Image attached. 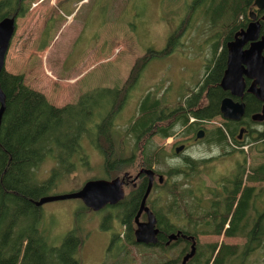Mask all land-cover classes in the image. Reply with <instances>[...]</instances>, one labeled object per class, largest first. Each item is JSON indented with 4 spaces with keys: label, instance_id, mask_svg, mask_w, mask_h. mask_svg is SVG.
<instances>
[{
    "label": "trees",
    "instance_id": "trees-1",
    "mask_svg": "<svg viewBox=\"0 0 264 264\" xmlns=\"http://www.w3.org/2000/svg\"><path fill=\"white\" fill-rule=\"evenodd\" d=\"M205 1L200 0L191 6L190 16L181 23V31L171 36L165 50H148L144 57L136 61L121 91L96 89L80 97L76 104L58 108L42 93L30 89L23 75L15 77L9 86L2 85L7 100L0 128V264H82L79 254L84 240L79 226L80 217L92 210L81 202L75 228L60 246H54L44 225L43 207L36 206L34 202L47 197L56 183L75 174L80 165L91 168L89 155L82 147L84 140L102 155L107 179L123 178L124 173L134 168L137 174L142 169H152L154 164L161 163L162 152L152 144L154 135L168 138L180 129L184 130L183 136L197 134L203 124L221 117V102L229 96L219 86L227 67L226 45L233 40L236 32L249 25L254 0H212L215 7L204 10ZM7 2L10 17L24 16L28 11L26 0ZM200 8L204 13L200 17L206 21L212 35L217 33L221 23L226 24L223 27L226 34L223 40L219 37L213 44L205 76L196 85L201 87L200 90L197 91L196 87L191 95L185 96L187 100L184 102L182 96L179 106L185 105L184 115L172 114L166 96L158 98L152 93L147 94L139 104L135 120L121 133L116 120L141 79V74L153 59L175 52L186 26L189 23L192 25L193 13ZM219 48L221 51L218 53ZM19 63L17 56L10 55L7 68L11 70ZM118 97H121L120 101ZM246 103L247 116L258 112L261 106L251 95L246 97ZM191 119L194 121L191 122ZM240 124L223 122L222 126L208 132L206 139L211 138L213 144L224 151L230 146V139L237 145H248V142L238 139ZM130 142H134V145L129 153L126 144ZM257 142L262 147L261 152H264V132L258 134ZM48 161L52 162L54 168L43 180L40 169ZM199 162L202 161L186 158L181 166L171 168L168 173L155 169L157 174L164 177L166 174L169 178L183 176L185 182L183 185L175 181V187L168 189V178L165 177L162 188L169 190V196L165 212L156 210L159 224L167 228L165 232L186 234L196 241L198 236L211 235L244 238L246 243L241 246L210 245V258L204 264H249V258L264 249V212L258 213L255 218L250 214V203L258 197L255 185L264 184V163L253 167L249 173L240 167L234 181L223 180L215 188L206 189L202 183L195 188L191 186L192 182H198L202 177V173L196 169ZM138 195L135 193L133 196ZM127 208L133 213L135 210L131 202L126 204L122 224L133 232L135 214L127 213ZM109 217L107 214L106 221L110 220ZM118 238L117 234L113 236L109 249L113 259L116 258L113 248L119 245L121 251L124 240L116 241ZM126 238L130 244H136L135 238L128 233ZM159 246H164L163 237L157 246L148 248H161ZM184 253V256L190 253L189 246ZM198 254L197 244V252L187 264H195ZM182 261L183 258L166 264H181Z\"/></svg>",
    "mask_w": 264,
    "mask_h": 264
},
{
    "label": "rangeland",
    "instance_id": "rangeland-1",
    "mask_svg": "<svg viewBox=\"0 0 264 264\" xmlns=\"http://www.w3.org/2000/svg\"><path fill=\"white\" fill-rule=\"evenodd\" d=\"M211 1H205L204 10L215 7V2L211 4ZM198 2L200 0H26L28 11L17 18V31L7 57L8 61L10 55H15L20 63L9 70L6 61L1 83L9 86L15 77L23 75L30 89L42 93L58 108L76 104L80 97L96 89L121 88L127 84L136 61L148 50L161 52L166 49L171 36L181 31V23L190 16L191 6ZM0 8V17H3L5 12ZM195 13L193 21L190 18L192 25L186 26L175 52L153 59L141 74L116 120L121 133L135 120L139 104L148 93H154L158 98H170L173 115H184L185 105L179 106L182 99L191 95L201 83L207 61L212 57L213 44L219 37L223 40L226 34L223 28L226 24L221 23L217 33L212 35L206 21L200 17L204 16L202 9ZM220 51L221 48L217 52ZM223 122L226 120L218 117L203 124L200 129H205L207 134L202 140H198L196 134L183 136L184 130L181 129L168 138L154 135L152 144L162 152L161 163L156 164L155 169L168 173L171 168L181 166L187 157L198 159L202 162L196 169L202 177L191 186L195 188L202 183L214 187L220 181L233 178L240 167L249 173L253 167L264 163V152L257 142L258 134L264 132V123H255L250 118L246 120L247 132L240 141L248 142V145H237L230 139V146L224 151L213 144L211 138L206 139L208 132L222 126ZM242 128L239 126V130ZM182 142L189 147L181 158L175 156L174 147H180ZM88 144L84 140L82 147L89 155L91 168L80 165L75 174L56 183L48 196L81 189L86 181L95 177L107 179L102 155ZM126 145L130 153L134 142ZM51 163L46 162L40 169L43 180L54 168ZM134 169L127 173L134 177ZM166 178L168 189L175 187V181L185 184L183 176ZM255 186L258 197L255 209L250 212L253 218L264 212V184ZM168 191L167 188H158L154 192L155 210L165 212ZM81 206V200L77 199L43 206L44 225L54 246H60L75 228L76 214ZM103 211H90L80 217V231L85 241L79 254L82 264H166L182 259L188 249L186 241L167 249L130 244L126 235L135 238L134 220L133 232H130L122 224L124 215L120 209ZM107 214H112L111 220L106 221ZM116 234L119 237L116 241L124 240L121 251L119 245L113 248L116 255L113 259L109 249ZM197 239L200 254L195 264H204L210 258V245L241 246L246 243L244 238L223 235L198 236ZM249 264H264V249L253 254Z\"/></svg>",
    "mask_w": 264,
    "mask_h": 264
},
{
    "label": "water",
    "instance_id": "water-1",
    "mask_svg": "<svg viewBox=\"0 0 264 264\" xmlns=\"http://www.w3.org/2000/svg\"><path fill=\"white\" fill-rule=\"evenodd\" d=\"M254 5L264 8V0H255ZM252 20L246 29L236 32L233 40L226 45L227 67L219 83L220 88L229 93L221 102V117L226 121L241 122L247 115L246 95L255 97L262 103V110L253 113L251 119L255 123H264V36L260 39L261 24L256 21L253 12L250 13ZM16 33V17H4L0 19V128L6 111L7 96L3 91L1 76L6 68V61L11 42ZM246 81H250L248 85ZM245 129H241L238 139L241 140ZM206 135L205 129H200L196 138L202 140ZM181 145L176 149V154L184 151ZM145 175L149 179L147 191L142 200L139 213L134 218L136 229L134 232L136 243L145 246H156L159 243L160 233L157 226L156 215L147 207V199L151 194L155 172L153 169H142L136 179ZM128 174H126V177ZM135 179V180H136ZM159 181L164 182V176H159ZM124 180L115 178L111 181L105 179L89 180L76 192L63 195L47 196L34 202L38 207L52 202L66 200H81L92 211L98 212L108 205H115L124 200ZM147 214V221L142 222L141 215ZM179 238L193 241L191 251L183 257L181 264H187L197 252V241L194 237L185 234H172L168 245L176 242Z\"/></svg>",
    "mask_w": 264,
    "mask_h": 264
},
{
    "label": "flooded vegetation",
    "instance_id": "flooded-vegetation-1",
    "mask_svg": "<svg viewBox=\"0 0 264 264\" xmlns=\"http://www.w3.org/2000/svg\"><path fill=\"white\" fill-rule=\"evenodd\" d=\"M254 2H255V0H254ZM254 2H253V8L250 10V13L251 12H253L254 14H255V16H256V21L257 22H260V24H261V31H260V39L264 36V8L263 9H260V8H258L257 6H255L254 5ZM26 3V2H25ZM0 7H2V9H3V11L5 12V14H4V16H3V18L4 17H10L9 16V13H10V9H9V7H8V2H7V0H1L0 1ZM0 11H1V8H0ZM250 13H249V15H250ZM21 16H20V14L19 15H17L16 16V31H17V18H20ZM11 18H13V17H11ZM2 19V18H1ZM249 20H250V22L252 21L251 19H250V16H249ZM249 22V23H250ZM248 27V26H247ZM15 37V36H14ZM11 44H12V42H11ZM11 49H12V46H10V49H9V53H10V51H11ZM8 53V54H9ZM247 82V81H246ZM247 84H248V82H247ZM249 84H250V81H249ZM248 84V85H249ZM125 87V85L123 86V87H121V88H118V87H114V88H111V87H108V88H102V89H106V90H110V91H113L114 89H119V91H121V90H123V88ZM208 89V88H207ZM208 92V90H206V92L205 93H207ZM149 94V93H148ZM152 94H154V93H152ZM249 94H247L246 95V97L248 96ZM255 98V97H254ZM170 99V98H169ZM256 99V98H255ZM187 100V98L186 99H184V101H186ZM257 100V99H256ZM245 101H246V98H245ZM258 101V100H257ZM260 102V101H259ZM261 103V102H260ZM127 104V103H126ZM126 104L124 105V107L126 106ZM247 104V103H246ZM169 105H170V109L172 108V104H171V101L169 100ZM262 103H261V106H260V108H259V110H258V112H260L261 110H262ZM124 109V108H123ZM121 112V111H120ZM171 112H172V114H173V111H172V109H171ZM257 112V113H258ZM251 119V116H247L246 115V117L241 121V124H240V127L241 126H243V128L242 129H245V132H247V129H246V120H248V119ZM252 120V119H251ZM196 136H197V134H196ZM206 137V136H205ZM186 142V141H185ZM185 142H182V144L181 145H183V146H185V149H184V151L185 150H187L188 149V147H189V145L188 144H186ZM88 146H90V147H92V149H93V146H92V144H88ZM178 148V147H177ZM177 148H175L174 147V152H175V156H177V157H183L184 155H183V152L184 151H182L181 153H179V154H176V149ZM94 150V149H93ZM99 151V150H98ZM181 157V158H182ZM188 158V157H187ZM153 170H154V172H155V179H154V184H153V188H152V191H151V194H150V196L148 197V199H147V207L156 215V218H157V221H158V223H157V228L159 229V231H160V233H159V235H158V238H159V242H161V238L163 237V247L162 246H159V247H161V248H170V247H172V244H174L173 246H175L177 243H179V242H181V241H186V242H188V244H189V251H191V246H192V243H193V241H191V240H184V239H182V238H179L176 242H172L170 245H168V242H169V238H170V236L172 235V233H170V232H165V230L167 229L165 226H161V224H159V220H158V217H157V214H156V210H155V200H153L154 199V192L158 189V188H162L163 186H164V183H165V177H164V182L163 183H161L160 181H159V174H157L156 173V171H155V164L153 165V168H152ZM126 174H128V176L126 177ZM138 175V173L133 177L132 175H129V173H124V176L125 177H120V179L121 180H124V190H125V198H124V200H122L121 202H119L118 204H115V205H108L107 207H105L104 209H102V210H104V211H106V210H111V208L110 207H112V208H115L116 210L117 209H120L121 211H122V213H125V214H123L124 216L126 215V210H125V208H126V204L127 203H130L131 202V204H132V206L135 208V210H134V213H133V211H129V209L127 208V213L128 212H131V214H135V216L139 213V211H140V207H141V204H142V200H143V198H144V195H145V193H146V191H147V188H148V185H149V179H148V177L147 176H145V175H142V176H140L138 179H136V176ZM113 179H115V178H113ZM113 179H105V180H108V181H111V180H113ZM136 179V180H135ZM91 180V179H90ZM89 181V180H88ZM88 181H86V182H88ZM227 181V180H226ZM228 181H234V177L233 178H231L230 180H228ZM85 182V183H86ZM84 183V184H85ZM245 183H246V180H245ZM217 185V184H216ZM216 185L214 186V187H208V186H206V185H204L203 184V186L206 188V189H208V188H215L216 187ZM84 186V185H83ZM82 186V187H83ZM81 187V188H82ZM70 193V192H69ZM135 193H138L139 195L137 196V197H135V196H133ZM67 194V193H66ZM138 200V201H137ZM134 201H137L136 203H134ZM255 199H253L252 201H251V203H250V211H253L254 209H255V207H256V205H255ZM82 202V201H81ZM83 203V202H82ZM85 206V205H84ZM107 208H110V209H107ZM103 211V212H104ZM111 218H112V214H110V217H109V219L111 220ZM142 222H146L147 221V214H146V212H143L142 213V215H141V219H140ZM133 229V228H132ZM186 235V234H185ZM84 238V237H83ZM84 243H85V241H84ZM159 244V243H158ZM197 244H198V241H197ZM157 246V245H156ZM147 247H155V246H147Z\"/></svg>",
    "mask_w": 264,
    "mask_h": 264
},
{
    "label": "bare ground",
    "instance_id": "bare-ground-1",
    "mask_svg": "<svg viewBox=\"0 0 264 264\" xmlns=\"http://www.w3.org/2000/svg\"><path fill=\"white\" fill-rule=\"evenodd\" d=\"M206 136V135H205ZM205 138V137H204Z\"/></svg>",
    "mask_w": 264,
    "mask_h": 264
}]
</instances>
